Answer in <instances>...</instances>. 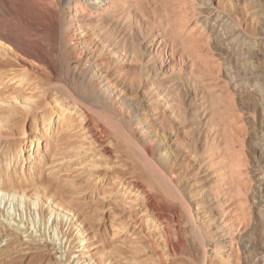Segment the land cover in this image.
<instances>
[{"label": "bare ground", "instance_id": "bare-ground-1", "mask_svg": "<svg viewBox=\"0 0 264 264\" xmlns=\"http://www.w3.org/2000/svg\"><path fill=\"white\" fill-rule=\"evenodd\" d=\"M218 3L219 42L243 12L263 27L264 0ZM121 5L0 0V264H209L197 221L214 238L210 263L230 260L232 231L219 227L211 185L189 196L179 163L184 155L201 172L211 99H179L189 74L168 78L139 55ZM261 98L264 115V89ZM9 203L60 236L37 235Z\"/></svg>", "mask_w": 264, "mask_h": 264}, {"label": "rangeland", "instance_id": "rangeland-1", "mask_svg": "<svg viewBox=\"0 0 264 264\" xmlns=\"http://www.w3.org/2000/svg\"><path fill=\"white\" fill-rule=\"evenodd\" d=\"M126 3L128 5L120 10L126 11L130 45L143 59H150L157 72H165L168 78L189 74L181 86L179 99L184 98L188 90L195 91L197 100L211 99L209 103L215 114L213 112V118L200 137L207 140L205 147L212 150L206 151L202 147L195 150L201 159V172L189 164L186 156L179 159L185 182L191 185L188 195L194 197L196 189L211 185L217 205L215 212L223 216L219 227H230L232 231L229 234L233 252L228 264H264V189L258 187L257 180L259 175H264L261 98L264 50L259 48L260 44L264 45V21L259 29L244 12L238 17L235 15L237 18L232 19L235 32L223 44L212 32L225 21L224 15L217 20L215 7L218 0H211V3L206 0H121V6ZM171 28L173 31L170 32ZM234 38V44H228ZM241 81L243 84L238 86ZM193 123V119H188L182 130L186 133ZM212 137L216 138L213 144L210 142ZM183 144V136H180L178 148ZM0 202L2 209L3 202ZM7 205V214L13 217L20 214L37 235L47 233L45 236L50 237L54 233L57 238L60 236L56 234L57 230L51 229L50 221L43 224L35 214L31 213L33 219L29 218L21 206L17 212L12 204ZM196 223L203 236L207 262L214 263V238L201 221ZM248 251L247 255H251H244ZM56 255H61L60 249ZM193 255L197 257L196 253Z\"/></svg>", "mask_w": 264, "mask_h": 264}]
</instances>
